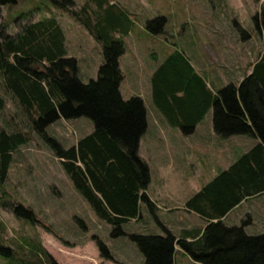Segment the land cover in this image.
Instances as JSON below:
<instances>
[{
	"label": "trees",
	"instance_id": "1",
	"mask_svg": "<svg viewBox=\"0 0 264 264\" xmlns=\"http://www.w3.org/2000/svg\"><path fill=\"white\" fill-rule=\"evenodd\" d=\"M18 1L0 0V12ZM51 1L81 21L102 45L104 61L97 77L88 82L79 78L78 60L68 55L65 30L54 15L30 21L14 35L0 26V73L5 88L31 119L33 129L49 143L77 191L97 217L112 226L111 236L128 235L143 253L145 264H173L176 244L203 264H264V233L250 235L245 229L252 218L248 216L235 225L222 220L244 199L264 193V51L251 74L239 84L229 83L217 92L179 48L158 66L153 77L156 103L185 135L192 134L198 122L213 109L218 135H248L259 138V142L186 200L188 210L208 221L198 239L177 238L166 228L165 235L129 234L123 225L141 217V203L157 219V205L146 192L151 182L150 166L138 152L148 125L144 100L140 96L125 99L120 90L124 78L120 67V57L125 52L123 38L132 27L113 10L106 11L94 23L88 5L77 11L74 0ZM103 2L97 0L101 7ZM255 20L262 32L264 7ZM153 22H149L150 27ZM237 26L243 38L250 37L248 31ZM5 105V98L0 96V111ZM82 116L94 121V129L70 147L46 131L48 125L62 117ZM29 140L27 131L9 132L0 125L3 192L13 153ZM15 212L28 220L35 219L33 210L27 207L17 206ZM78 221L87 229L83 220ZM94 240L101 258L118 263L98 235ZM39 249L48 264H60L43 246ZM0 254L13 257L14 250L0 241Z\"/></svg>",
	"mask_w": 264,
	"mask_h": 264
},
{
	"label": "rangeland",
	"instance_id": "2",
	"mask_svg": "<svg viewBox=\"0 0 264 264\" xmlns=\"http://www.w3.org/2000/svg\"><path fill=\"white\" fill-rule=\"evenodd\" d=\"M103 1L101 7L97 0H74L73 8L79 11L88 5V14L94 23L108 10L116 11L124 22H130L131 32L123 38L128 54L123 57L122 65L129 82L124 84V92L142 97L147 124L154 118L151 116L153 69L174 49L181 47L190 53L187 50L190 48L199 54L196 60L202 62L199 71L221 74L228 71V68L229 71L231 68L238 70L242 61L238 55L234 59L227 58L226 49L231 54L242 46H250L251 53L246 62L251 61V64L264 51V30L259 31L255 20V15L264 7V0ZM51 15L58 18L65 30L67 48L80 64L79 78L83 82L96 78L104 61L102 45L81 21L51 0H19L16 4L6 5L0 12V26L14 35L24 24ZM150 21H154L151 27ZM236 22L249 32V38H243ZM218 39L224 43L219 44ZM227 64L229 67H226ZM141 81L149 84L143 87ZM0 96L6 100L4 109L0 111V125L9 132L24 130L30 134V140L13 153L9 176L3 185L5 192L0 187V241L14 250L13 257L0 254V264H48V258L39 249L40 246L60 264H97V250L99 257L100 253L94 240L95 235L107 244L118 261L106 260L104 264H145V257L137 243L128 235L112 237V226L99 219L89 202L77 191L49 143L33 129L31 119L5 88L1 73ZM93 129L94 121L82 116L73 119L62 117L48 125L46 131L63 146L70 147ZM243 136L248 140L253 139L248 135ZM169 139L167 143L171 147L165 149V156L146 151L153 176L150 189L156 192L160 189L159 180L164 177V170L159 165L167 155L172 164L185 162L192 166L196 175L213 164L211 158L214 156L180 155L181 139L174 134ZM236 150L242 151L240 147ZM184 173L188 172L171 168L167 170L170 180H176ZM193 183L190 180L186 182L187 191L185 186L169 187L175 192L174 199H182L194 187ZM141 204L143 217L140 220H129L123 225L129 234L142 233L154 224L155 228L160 227L148 206ZM17 206L32 209L35 213L34 221L18 216L15 212ZM240 213H243L242 216L236 218ZM248 216L253 220L247 229L245 227L247 233H264V195L244 203L228 218V223L235 225L233 221L238 219L236 223L241 224ZM78 219L85 222L87 229L81 226Z\"/></svg>",
	"mask_w": 264,
	"mask_h": 264
},
{
	"label": "crops",
	"instance_id": "3",
	"mask_svg": "<svg viewBox=\"0 0 264 264\" xmlns=\"http://www.w3.org/2000/svg\"><path fill=\"white\" fill-rule=\"evenodd\" d=\"M130 32L127 35H129ZM218 43L223 44L224 42L223 41L221 42V40L218 39ZM66 44H67V41H66ZM126 46L127 45L125 43V52L120 57V67L124 73V78L120 84V90H121L122 96L125 99H128L132 95H128L124 92V84L129 83V82L127 81V73L124 70L123 65H122L123 57H125L128 54V48ZM178 48L179 50H182L186 54V56L189 58L190 62L195 67L197 72H199L204 77L208 86L214 92H217L218 90H220L221 88H223L225 85L229 83L239 84L247 75L252 73L253 65L260 59L262 55V54L260 56L258 55L259 57L254 59L253 63L251 64V61L246 62V60L249 58V55L251 53L250 46L248 45H245V47L242 46L241 48H239L238 51H234L233 48H231V50L234 51L231 54L228 53L226 49L225 56L227 58L234 59L236 55H238L242 61H240L239 63L240 66L239 68H237L238 70L231 68L229 71V68H228V71L226 70L224 71L223 74H221V72L214 73V71H205V72L199 71L198 67L200 66V64H202L201 61L200 62L196 61L197 59H199L198 58L199 54L197 52L192 51L190 48L187 49V50H190V53H187L186 49H182L181 47H178ZM67 50H68V55L71 56L68 48ZM131 61H133V57ZM159 65L155 66L153 70L156 71ZM226 67H229V64H227ZM80 71L81 70H80V64H79V72ZM154 73L155 72L153 71V76H151V91H152V102H153L152 104L153 115L151 116H153L154 118L153 120L148 122L147 130L140 140L139 149H138L140 156L143 157L145 160H147L146 151L148 150H150L153 154L161 153L163 154L162 156H165L167 154L165 153V149L166 148L169 149L171 147V145L167 143V140L170 138L172 134H174L181 139V145L179 147L180 155H200L202 154L205 156H214V158H211V162L213 163L211 166H208L207 168H205L204 172H201L200 175H196L192 169V166H190L189 164H186L184 161H183L184 163H181L178 165L172 164L170 161L169 155H167L165 158L161 160L160 165H159V167L163 168L164 170V177L160 179L158 182L160 189L157 192L155 190L150 189L153 183V176H152V171H151V166H150L151 182L146 192L157 205V208H156L157 219L156 218L155 219L157 220L160 227L155 228L156 226L154 224L152 227H149L147 231H144L142 233L143 234L165 235L164 229L166 228L170 232H172L177 238H183L187 241H194L203 234V231L206 225L208 224V221L205 220L198 213L192 210H188L185 207L186 200L189 197H191L194 193L199 191L203 187V185L206 182L210 181L220 170L226 169L227 167H229L237 159V157L247 152L251 147H253L256 143H258L259 138L253 137V139L248 140L243 135H233L227 138H224L218 135L214 130L213 118H211L213 117V114L212 116H210V114L213 113V109H210L206 113V115L198 122L192 134L185 135L181 131L180 127L172 123L170 118L164 113V111L160 109V107L156 103L155 96H154V81H153ZM141 82H142L141 85L143 87L144 85L147 86V84H149L146 82L144 83L143 81ZM137 92L138 91H135V93ZM129 94H133V93H129ZM169 140L171 141V139ZM237 147H240L242 151L237 152L236 150ZM144 151H145V154H144ZM216 154H218L219 157ZM214 161H216L215 164H214ZM170 168L173 170L180 169L188 173L179 175L180 179L178 178L176 180H170V178H168L169 175H167V170H169ZM204 176H207L206 177L207 179ZM204 179L206 180L205 182H204ZM188 180H190L191 183L195 182L193 183L194 187L191 189V191L187 192L186 195L182 197V199L181 198L174 199L175 192L171 191L169 187L176 186V185L182 186V187L185 186V190L187 191L186 182ZM195 184H196V187H195ZM261 195H264V193L244 199L240 204H238L230 212H228L222 218V220L226 224L230 225V223H228V218L231 217V215L237 209H239L247 201L254 199L256 197H259ZM141 205L142 204H140V209L142 208ZM181 210H184L185 212H182ZM242 214L243 213H240L236 218H239L240 216H242ZM142 217H143V212L141 211L140 218H132L130 220H140ZM233 222L234 224H237L236 222H238V219H235ZM246 229H247V226H246ZM96 253L98 255L95 258L97 264H104L106 260H103L101 257H99L98 250ZM173 264H203V263L194 260L186 251H184L178 244H176Z\"/></svg>",
	"mask_w": 264,
	"mask_h": 264
}]
</instances>
